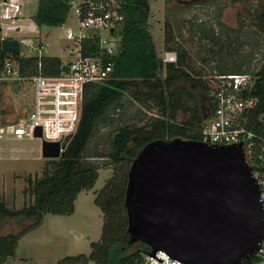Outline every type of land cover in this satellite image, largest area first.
Masks as SVG:
<instances>
[{"label": "trees", "instance_id": "1", "mask_svg": "<svg viewBox=\"0 0 264 264\" xmlns=\"http://www.w3.org/2000/svg\"><path fill=\"white\" fill-rule=\"evenodd\" d=\"M120 2L124 19L115 30L119 39L118 51L110 58L113 61L112 72L102 81L84 85L76 130L63 138L60 156L47 159L41 175L28 178L24 192L31 196L29 202L15 209L9 208L0 198V222L15 219L22 225L18 231L0 236V264L14 255L19 237L38 226L44 214H71L77 195L93 187L99 166L86 160V144L97 126L105 122L107 107L118 103L123 96L153 113L139 123H124L115 127L109 135L107 150L103 154L97 153L112 165V174L93 199L102 213L99 237L90 242L88 254L67 256L57 264H87L89 261L93 264H141L143 256L150 251V246L144 242L131 241L127 229L124 198L129 166L142 147L155 140L168 141L176 137L200 140L201 122L205 115L200 108L201 98L209 108V87L186 48L172 44L167 29L163 46L175 53V61H162L158 56L148 24L149 0ZM68 15L69 0H38L33 21L37 26H58L65 23ZM253 22L264 30V3L253 16ZM205 38H209L213 46L220 43L215 34L207 33ZM98 51L95 36L81 41L82 55H95ZM8 54L0 45V60ZM10 55L17 62L22 76L37 73L39 60L36 56H21L19 51ZM39 62L42 74L59 72V57L42 55ZM226 62L222 57L209 75L251 70L242 58L234 60L231 68L223 70ZM252 72L256 80L253 94L259 99L253 114L255 117L264 113V62ZM178 115H181L179 119ZM255 259L256 256H250L242 263Z\"/></svg>", "mask_w": 264, "mask_h": 264}, {"label": "rangeland", "instance_id": "2", "mask_svg": "<svg viewBox=\"0 0 264 264\" xmlns=\"http://www.w3.org/2000/svg\"><path fill=\"white\" fill-rule=\"evenodd\" d=\"M21 15L12 23L0 20L1 37L19 38L37 36L45 46V54L60 56L65 54V31H78L73 5L80 0H72L68 18L61 26H37L33 15L38 0H17ZM264 0H149L148 24L152 33L158 56L165 61L171 51L165 50L163 39L165 29L171 35L172 44L184 47L190 54L193 64L202 77H207L223 57L227 70L242 58L254 71L264 62V30L253 22V16ZM107 34L106 31L102 32ZM207 33L219 38L218 46H213ZM20 55H34L20 46ZM116 54V53H115ZM234 59V60H233ZM32 80L9 81L0 83V198L9 208L19 209L29 202L31 196L25 194L28 178L42 174L47 159L40 152V138L16 136L7 126L14 125L26 118L33 101ZM121 103V106L119 104ZM205 107V108H204ZM202 113H207L201 98ZM153 111L144 109L127 96L114 105L107 107L102 124L98 125L86 144L87 161L99 166L98 176L89 190L81 191L74 201V211L69 215H43L40 224L28 229L17 241L14 255L4 264H57L67 256L80 253L88 254L90 242L99 237L102 213L93 202L97 191L112 174V165L107 158H101L108 148L112 130L124 123H139ZM181 115H178V119ZM24 123V122H23ZM22 225L15 219L0 222V236L18 231ZM87 264H93L89 261Z\"/></svg>", "mask_w": 264, "mask_h": 264}, {"label": "water", "instance_id": "3", "mask_svg": "<svg viewBox=\"0 0 264 264\" xmlns=\"http://www.w3.org/2000/svg\"><path fill=\"white\" fill-rule=\"evenodd\" d=\"M1 48L16 52V39ZM40 128L33 133L40 137ZM60 141H41L57 158ZM258 187L240 146L179 137L147 143L131 162L124 204L131 241L164 250L186 264H242L263 236Z\"/></svg>", "mask_w": 264, "mask_h": 264}, {"label": "built area", "instance_id": "4", "mask_svg": "<svg viewBox=\"0 0 264 264\" xmlns=\"http://www.w3.org/2000/svg\"><path fill=\"white\" fill-rule=\"evenodd\" d=\"M72 4L69 0V10ZM73 11L79 30L65 31V40L70 44L63 50L69 59L59 56L57 74H42L39 61L46 44L40 43L37 36L9 37L17 40V51L20 52L22 46L34 53L21 56H36L39 60L37 73L29 77L20 74L17 62L10 55L12 52L0 60V83L25 79L33 81V101L24 123L21 120L7 126L9 132L16 136L34 137L33 133L39 127L41 135L38 138L41 141H60L61 144L64 137L76 130L84 85L102 81L112 72L113 61L110 58L118 51L119 39L115 30L124 19L120 0H80L73 5ZM20 15L19 1L0 0V20L13 23ZM93 36L97 38L99 51L95 55H82L81 41ZM3 39L7 38L1 37V41ZM166 55L165 61H175L174 52ZM205 79L209 87L207 97L210 107H206L207 113L201 122L200 141L207 145L240 146L243 159L258 187L263 221L262 240L253 255L256 259L244 264H264V113L253 117L259 103L258 97L253 94L255 74L252 71L213 73ZM257 124L259 127L255 128ZM141 264L186 263L164 250H157L153 255L146 253Z\"/></svg>", "mask_w": 264, "mask_h": 264}, {"label": "crops", "instance_id": "5", "mask_svg": "<svg viewBox=\"0 0 264 264\" xmlns=\"http://www.w3.org/2000/svg\"><path fill=\"white\" fill-rule=\"evenodd\" d=\"M172 52V51H171ZM46 55H48V54H46ZM59 57V56H58ZM35 138H38V137H35ZM40 152H41V143H40Z\"/></svg>", "mask_w": 264, "mask_h": 264}]
</instances>
